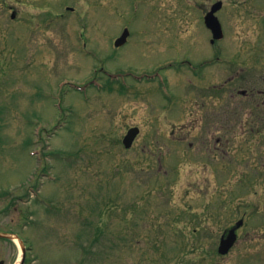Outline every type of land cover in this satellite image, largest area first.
<instances>
[{
	"label": "rangeland",
	"instance_id": "1",
	"mask_svg": "<svg viewBox=\"0 0 264 264\" xmlns=\"http://www.w3.org/2000/svg\"><path fill=\"white\" fill-rule=\"evenodd\" d=\"M217 1L0 0V232L27 262L264 264V96L240 94L264 90V0H221L211 45Z\"/></svg>",
	"mask_w": 264,
	"mask_h": 264
},
{
	"label": "water",
	"instance_id": "2",
	"mask_svg": "<svg viewBox=\"0 0 264 264\" xmlns=\"http://www.w3.org/2000/svg\"><path fill=\"white\" fill-rule=\"evenodd\" d=\"M220 6H221V3H219L218 5L216 4L214 6L212 12L209 13V15L206 17L207 26L213 30L215 39H220L223 36L221 25H220L218 19L214 16V13L220 8ZM14 16L15 15H13V17ZM128 36H129V31L126 30L124 32V34L121 36V38H119L116 41V46L123 45L126 42ZM138 133H139V129L138 128H132L129 131L128 135L124 139V144L126 145V147H131V145H132L135 137L138 135ZM240 225H241V223L238 226H240ZM5 236L9 237V238H13L10 235H5ZM235 240H236V236L234 234V230H232L231 234L228 237V239L222 241L219 251L222 254H226L227 252H229V250L233 246ZM20 243L22 245L23 251L25 252V249H24L23 244H22L21 241H20Z\"/></svg>",
	"mask_w": 264,
	"mask_h": 264
},
{
	"label": "flooded vegetation",
	"instance_id": "3",
	"mask_svg": "<svg viewBox=\"0 0 264 264\" xmlns=\"http://www.w3.org/2000/svg\"><path fill=\"white\" fill-rule=\"evenodd\" d=\"M247 61H248V56L246 54H241V55H231L229 56L228 58V62L229 64H227V66L230 68L229 71H232L234 70V75L232 77H240L242 76V73L244 72H248V70H246V67H247ZM237 67H240L237 69ZM236 79H232L230 80L228 83H232V82H235ZM227 83V84H228ZM254 89H243V90H240V94L244 97H252V96H257L256 94H259V95H263L264 96V90H260L258 91L257 93L253 91ZM243 91H246V93H243ZM255 98V97H254ZM222 142V139L220 138L217 142V144L219 145L220 143ZM239 234H241V232H239ZM227 235V230L224 231L220 237L222 236H225ZM239 240V239H238ZM258 254H262V253H259L257 252ZM256 253V255H257ZM255 254V253H253ZM255 255V256H256ZM81 256L83 257V253H81ZM253 256V257H255ZM260 259H263L261 258L260 255H257ZM256 256V257H257ZM82 257H81V262L80 264H84V262H82ZM247 258V257H246ZM264 260V259H263ZM262 263V262H261ZM24 264H31V263H28V262H25ZM35 264V263H33Z\"/></svg>",
	"mask_w": 264,
	"mask_h": 264
}]
</instances>
